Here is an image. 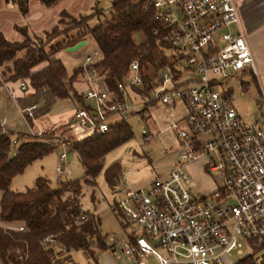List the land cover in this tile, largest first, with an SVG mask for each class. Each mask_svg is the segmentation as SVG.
I'll list each match as a JSON object with an SVG mask.
<instances>
[{"label": "built area", "instance_id": "2783aa9c", "mask_svg": "<svg viewBox=\"0 0 264 264\" xmlns=\"http://www.w3.org/2000/svg\"><path fill=\"white\" fill-rule=\"evenodd\" d=\"M150 6L154 19L171 30V49L177 54L173 68L179 77L174 79L165 66L158 80L144 83L139 63L133 61L123 78L127 81L117 84V101L97 74L94 64L100 55L94 50L81 66L83 105L75 100L67 129L78 140L103 135L112 116L126 117L131 98L167 109L181 104L184 128L179 121L170 126L181 146L178 161L136 190L127 187L128 172L122 170L121 194L110 211L141 230L134 241L127 239L124 249L134 264H147L148 257L156 264H226L227 256L241 253L243 246L253 250L264 245V115L252 123L243 121L217 89L221 80L244 70L258 78L254 54L235 0H150ZM184 73L190 78L183 79ZM17 88L27 92L30 85L20 81ZM35 108L22 112L33 118ZM66 157L63 153L60 160L64 163ZM201 158L213 174H224L225 182L209 194L195 195L185 165ZM55 170L68 178L61 166ZM83 220L81 216L76 224Z\"/></svg>", "mask_w": 264, "mask_h": 264}, {"label": "trees", "instance_id": "16d2710c", "mask_svg": "<svg viewBox=\"0 0 264 264\" xmlns=\"http://www.w3.org/2000/svg\"><path fill=\"white\" fill-rule=\"evenodd\" d=\"M39 1L46 7L58 2ZM11 2L17 5L22 14L27 13L28 0ZM98 5L99 2H95L90 13L80 14L78 18L61 12L58 23L61 24V19L66 17L70 20L69 27L63 31H59L58 26L53 27L46 34L45 40L36 39L32 42L26 29L20 27H15V30L24 37L22 42H9L0 32V66L4 63L12 65L8 69L12 75L7 81H29L34 97L28 107L36 106L33 119L47 114L58 100L76 97L75 100L83 105V93L77 95L72 87V81L80 73L81 67H75L68 76L62 62L52 60L51 57L59 50L81 41L86 42L88 38L92 39L100 55L94 64L97 74L117 101L121 100L117 84L129 75V65L133 61L139 63L144 83L158 80L165 66L170 67L174 79L179 77L173 68L175 61L164 54L166 49L173 47L171 30L154 19L150 0H113L109 2L111 17L90 28L88 21L93 17L99 18L103 13L97 9ZM137 34L143 37V41L135 40ZM55 39L58 40L48 53L44 47ZM22 51H25L23 57L16 58L17 53ZM34 68L37 69L32 71ZM23 116L31 125L33 119L26 114ZM14 134L15 138L12 137ZM23 135L25 133L8 132L0 127V263L72 264L70 253L79 251L92 264H98L96 253L106 252L109 247L105 242L106 237L99 230L98 219L81 209L82 184L96 185L94 178L102 171L106 154L132 138L125 118L109 120V130L103 135L68 140L67 149L71 155L74 153L77 156L87 179L60 180L57 186L52 187L48 180L38 178L32 188L17 192L10 188L12 179L48 154L54 146H47L44 143L45 137L35 141H21ZM11 150H15L16 155L8 160ZM121 174L118 166L105 171L106 183L113 190L117 182L120 185ZM114 215L118 219L124 218L117 213ZM81 216L84 220L76 224ZM13 224L23 225L24 231L12 230ZM135 238L133 232H130L128 239L134 241ZM262 250L264 245L255 247L249 256L234 264H257L254 255Z\"/></svg>", "mask_w": 264, "mask_h": 264}, {"label": "rangeland", "instance_id": "374dc122", "mask_svg": "<svg viewBox=\"0 0 264 264\" xmlns=\"http://www.w3.org/2000/svg\"><path fill=\"white\" fill-rule=\"evenodd\" d=\"M15 6L17 7V5ZM17 11L21 17H24L28 14L29 9L26 14H22L18 10V7ZM102 12L99 18L93 17L88 21L90 28L95 27L100 21L111 17L110 9L103 10ZM61 21L62 23L58 26L59 31H63L64 28L69 27L70 23V20L66 18H62ZM20 28H25L27 31V27L20 26ZM50 31L47 33H50ZM47 33L41 38H35V40H45ZM134 38L138 42L143 41V37L140 34L135 35ZM35 40L31 39L32 42ZM57 40L55 39L47 44L44 49L50 53V47ZM95 49L94 42L88 38L85 46L76 52H68L66 48L59 50L51 59L60 60L69 76L75 67L82 66L85 56L91 55ZM24 53L25 51L17 53L16 58L23 57ZM164 54L168 59H173V57L177 56L171 49H166ZM43 64L45 65V63ZM11 66V63H4L0 66V127L8 132L27 133L21 137V141H35L40 140L41 137H45L46 140H44V143L47 146H54L48 154L34 161L22 173L16 175L11 181L10 188L17 192L25 191L26 189L32 188L38 178L48 180L50 185L55 187L61 179L55 170L57 166H61L69 173L68 180L87 179L85 171L74 153L64 163L60 160V156L63 153L66 154V158L70 154L67 149L68 140H76L71 134H68L69 130L67 129V125L65 126L67 124L68 114L74 109L72 101L67 99L56 101L47 114L40 117L36 122V119L30 118L33 121L31 125H28V122H26L23 116L22 109L20 110L17 99H14V92H11L12 88L6 84V82H10L7 80L12 75L11 71L8 70ZM37 68H34L32 71ZM179 68L176 67L177 70ZM79 70L80 73L72 81V87L77 95L78 93H84L86 89L83 79L84 75L81 74V69ZM250 74L248 72H240L238 76L232 74V76L221 80V85L217 88L223 96H226L229 92L227 96H229L233 108L240 118L247 123H251L254 121L255 116L259 115L257 105L259 104L258 101H260V97L256 99V90L252 84H250L249 88L245 87V85L242 86V82H249ZM1 76L6 78L5 82ZM190 76L186 73L184 78H189ZM24 80L26 81L27 79ZM19 81L15 82L16 86H18ZM12 87L13 89L16 88L15 86ZM70 98L73 99L76 97ZM127 105L131 108L126 114L125 120L133 135L132 138L106 154L102 162L103 169L94 178L96 185L82 184L80 196L81 209L84 212L93 214L96 220L98 219L99 230L106 237L105 242L109 247V250L106 252L96 253L95 259H98V264H131L130 261L133 260V257L131 255H125L124 253L126 242L129 233L132 232L131 230H135L133 232L135 236L141 232L139 227L131 223L126 217L118 219L110 211L113 201L120 197L121 190L118 182L116 183V188H114L115 190L106 183L105 171L114 166L120 167L121 172L122 170H128L127 187L131 190H136L147 186L158 178L162 172L172 168L178 161L181 152V146L175 134L169 130L172 120L168 114H162L164 112L161 107L164 109L167 108L160 105V103H151L150 107H146L149 104L138 103L133 98L127 100ZM34 110L32 113H34ZM110 120H119V118L112 116ZM178 126L184 128L183 124H179ZM49 127L52 128L48 129ZM15 135L12 137L15 138ZM185 170L191 179V189L195 195L209 194L217 187L220 188L224 185V174H213L209 171L204 158L186 164ZM251 252L250 247L243 246L241 253L232 252L227 256L225 263L234 264L249 256ZM70 257L73 262L72 264H92V261L88 260L79 251L71 252ZM254 259L257 264H264V250L257 252L254 255ZM153 262L151 261L149 263Z\"/></svg>", "mask_w": 264, "mask_h": 264}, {"label": "crops", "instance_id": "0c3cea01", "mask_svg": "<svg viewBox=\"0 0 264 264\" xmlns=\"http://www.w3.org/2000/svg\"><path fill=\"white\" fill-rule=\"evenodd\" d=\"M97 1L100 3V1L102 0H58L55 5L46 7L42 5L39 0H28V14L24 17H21V15L18 14L17 7L11 2V0H0V32L2 33L4 38L9 42H22L24 40V37L21 35V33L15 30V27L24 26L27 27L28 36H30L32 40H35V38L43 37L45 33L52 30L53 27L60 25L58 22L59 15L61 12H65L69 16L78 18L80 14H87L91 12L93 6L95 5V2ZM106 1L109 3L113 0ZM235 2L238 5L243 24L247 31L249 42L254 54L258 70V78L251 75L250 72L247 70L241 71L246 73L248 72L250 74L249 82H242V86L245 85V87L249 88L250 84H252L256 90V99L260 97V101H258L259 104L257 105L259 115L255 116V121L257 118L260 117V115H264V0H235ZM238 74H240V72L234 75L238 76ZM1 78L5 82L6 78L4 76H1ZM189 78H184L183 76V79ZM6 84L12 88H10L11 92H14V99H17L20 110L27 108L31 104L30 102L34 97V91L31 88L27 92H21L17 88L15 82H6ZM12 86H15L16 88L13 89ZM67 100L72 101L74 108L76 106V103L78 105L81 104L79 102H76L77 100L75 101V98H68ZM161 109L164 112L162 114H168V116L172 120L171 124L177 121L180 122L179 124H182L181 119L184 116V107L181 104H176L175 107L172 109L167 110L162 107ZM72 114L73 111L68 114L67 124H65V126L68 125ZM39 118H37L35 122ZM50 128L52 127H49L48 129ZM169 130L172 131L171 129ZM68 134H71L72 136L73 132H69ZM72 137L78 140L76 137ZM169 170L162 172L160 175H165ZM126 171L129 173L128 170ZM17 226V224L12 225L13 228H16ZM132 232H135V230H132ZM153 260V257H148L146 259L147 264H156V260L154 262ZM151 261L153 263H149ZM130 263L134 264V259L130 261Z\"/></svg>", "mask_w": 264, "mask_h": 264}, {"label": "water", "instance_id": "95a60500", "mask_svg": "<svg viewBox=\"0 0 264 264\" xmlns=\"http://www.w3.org/2000/svg\"><path fill=\"white\" fill-rule=\"evenodd\" d=\"M97 9L98 10H101V11L107 10V9H109V3L106 0H102L100 2V4L98 5ZM85 44H86L85 41L78 42L76 45L67 48V51L68 52H76L78 49H80L81 47H83ZM160 78H162V76H160ZM123 81L126 82L127 80L124 79ZM15 155H16L15 150H11L9 152V154H8V160H11ZM70 158H71V154H69L67 160H69ZM61 181L65 182L66 181V178H64V177L61 178Z\"/></svg>", "mask_w": 264, "mask_h": 264}, {"label": "bare ground", "instance_id": "6f19581e", "mask_svg": "<svg viewBox=\"0 0 264 264\" xmlns=\"http://www.w3.org/2000/svg\"><path fill=\"white\" fill-rule=\"evenodd\" d=\"M132 231V230H131ZM258 250V249H257Z\"/></svg>", "mask_w": 264, "mask_h": 264}]
</instances>
